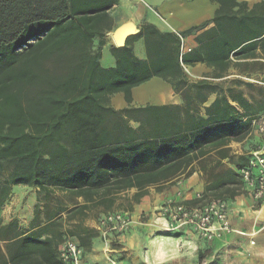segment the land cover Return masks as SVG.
I'll return each instance as SVG.
<instances>
[{
	"label": "trees",
	"instance_id": "16d2710c",
	"mask_svg": "<svg viewBox=\"0 0 264 264\" xmlns=\"http://www.w3.org/2000/svg\"><path fill=\"white\" fill-rule=\"evenodd\" d=\"M118 1L0 0V213L14 185L39 188L45 205L56 191L63 194L54 212L45 208L43 227L40 201L33 219L38 228L20 235L16 220L0 225V240L8 242L6 253L0 246V264H63L57 248L65 234L90 247L97 231L84 219L92 208L110 210L123 200L132 210L147 187L162 190L187 179L196 165L210 182L205 196L238 194V170L221 161L229 158L237 169L246 164V157L230 155L226 139H242L253 119L240 123L246 112L227 95L243 109L247 100L243 92L228 90L201 115L199 106L217 85L190 82L184 68L205 63L220 75L234 59L264 56V0L251 8L239 0H210L219 5L213 26L187 51L177 33L146 23L124 46L111 47L115 66L103 67L109 11ZM139 38L145 40L146 59L133 51ZM155 76L172 84L185 105L134 106L132 89ZM117 93L127 103L122 109L111 104ZM211 143L215 156L203 149ZM197 148L198 155H190ZM225 185L237 186L220 191ZM64 212L76 220L72 229L43 237Z\"/></svg>",
	"mask_w": 264,
	"mask_h": 264
},
{
	"label": "crops",
	"instance_id": "0c3cea01",
	"mask_svg": "<svg viewBox=\"0 0 264 264\" xmlns=\"http://www.w3.org/2000/svg\"><path fill=\"white\" fill-rule=\"evenodd\" d=\"M178 1V6L170 9L168 11V16L170 23L168 26H161L146 9L147 7L143 3L132 2V0H122L118 1L110 11L109 14L112 18V27L106 32L105 45L101 50V65L103 67H113L115 66L116 59L111 52V47L114 45L112 38V32L121 24L127 21H133L139 29L146 24L151 23L156 25L161 31H172L177 34L185 32L192 27L200 26L203 23H207V26L203 29L197 28L194 32L189 34H184V51L190 50L198 46V43L195 40V37L201 33L204 29H207L213 26L211 19L213 18L216 9L218 8L217 2H212L210 0H176ZM248 3V6L251 8L255 3L261 0H239ZM172 2V1H171ZM122 3L125 10L119 12V5ZM160 5L165 6L169 5L167 1H161ZM165 19V18H164ZM166 20V19H165ZM95 44L98 40L94 41ZM132 48L135 55L138 58L146 59L147 51L145 46L144 38H139L132 43ZM108 51L110 56L107 58L108 65L104 66L102 64V59H104L105 52ZM234 64L229 67V69L222 73L217 74V70L213 67H209L205 63H197L194 66H185L184 72L186 77L190 82H197L199 80H208L213 84L217 85L215 92L211 93L208 96V100L200 105V113L204 115V107L210 105L216 97L221 96L223 93H226L228 90H233V93L237 91L243 92L245 99L247 100L246 109L241 108L237 102L233 101L229 95L228 101L231 105L237 107V109L243 113L246 112V116L240 121L243 123L248 119H256L264 114V56H257L255 58H245L235 61ZM133 96V105L134 106H145L150 105H171V106H183L185 105V100L181 93L177 92L172 84L165 81L164 79L155 76L145 83L134 87L132 89ZM112 105L116 109H122L127 106L125 102L123 93H117L111 98ZM239 123V124H240ZM133 126H137L136 123L132 122ZM233 129L236 128V124H233ZM227 147L231 148L230 155H233L236 159L240 156L246 157V163L248 161L249 155L251 152L257 148L260 143V136L258 134L257 128L252 121V124L246 134L242 139L237 140L235 137H228ZM214 148V143L208 144L203 147L208 152L207 156H215L216 150ZM202 149V148H201ZM217 149V148H216ZM199 149H195L190 152V155H198ZM201 157V156H199ZM223 167L235 168V164L229 161V158L223 159L221 161ZM197 166V170L193 175L187 179L181 177L172 185H167L162 190L156 188L155 185L147 187L146 194L143 195L139 202H133V209H127V201L120 200L114 207L112 211L122 210L118 208H124L122 211H127L133 214V217L137 218L139 215L151 212L153 215L151 219L156 217L163 221L158 212V207L165 201L170 199L178 198V193L182 191L183 199H186L189 203H196V195L203 194L205 186L210 182L205 181V177L202 176V171L200 166ZM241 183L238 185V194L230 195L229 193L223 194L221 198L227 200L229 204V217L233 231L230 234H227L222 239H215L211 242L200 239L194 233L188 230L174 231L175 234H181L178 238L171 236H163V246L158 247L156 252L157 255H153L151 252L152 263H161L170 258L168 247L170 245H177L181 242H184V246L187 243H193L194 245H199L200 248H203L206 245H211L215 250L214 252L224 253L226 262H232L233 264H264V199L256 200L253 197L252 192L247 188V186L242 181L241 177L239 178ZM237 185H225L221 188L220 191L226 188H235ZM183 189V190H181ZM185 189V190H184ZM150 190H155L151 191ZM158 190V192L156 191ZM136 189L130 191V195L133 194ZM245 192L247 194H245ZM53 198L55 201H46V205L43 202L44 193L40 191L37 187L27 186V185H14L12 187L9 199L3 205L2 211L0 213V225H8L13 221H17V231L20 235L27 234L33 231L35 228H38V225L33 226L34 212L37 205L40 201V227L45 226L46 217L44 214L45 208L50 209L51 212H54L58 206L59 200L61 198L57 196L59 191L55 192ZM125 195V194H124ZM123 195V196H124ZM205 196V195H204ZM63 198V196H62ZM79 200H82L79 198ZM126 202L127 204L122 207H118L119 203ZM101 208L103 206H100ZM99 207V208H100ZM97 208V207H96ZM104 208V207H103ZM25 210V212H23ZM93 210V208H92ZM84 219L85 226L93 228L97 231L95 237L91 239V245L88 250H85L84 258L86 261L94 264H137L139 259L138 257L134 258L135 251L138 246H140V236L143 235V229H140L145 223L136 222L132 225L131 229L123 234H118L116 232H108L107 236L104 237L102 231L99 230L98 222L100 217L106 214L109 211L101 214L99 218L94 215H91V211ZM105 210V209H104ZM66 213V212H65ZM76 220H69L67 213L64 215L62 213V219L58 222L57 225L50 224L47 228V233L43 237H53L58 232H65L72 229V224ZM76 240V236H71L65 234ZM64 235V236H65ZM63 236V237H64ZM189 239L186 240V239ZM255 241L254 244L251 241ZM187 241V242H186ZM106 242V243H105ZM108 242V243H107ZM8 242L0 240V246L2 247L4 253H6V246ZM60 244V243H59ZM107 245H117L119 249H109V253L105 251L108 250ZM165 244V245H164ZM59 246V245H58ZM106 246V247H105ZM58 249V248H57ZM125 251V259L120 260L119 252L123 253ZM117 253V254H116ZM108 256L115 257V260H107ZM233 254L234 258L230 257ZM137 255V253H136ZM105 257L107 259H105ZM111 261V262H110ZM150 263V262H149ZM226 263V264H227ZM175 264V263H174ZM180 264V263H179ZM220 264V263H219ZM224 264V263H222Z\"/></svg>",
	"mask_w": 264,
	"mask_h": 264
},
{
	"label": "built area",
	"instance_id": "2783aa9c",
	"mask_svg": "<svg viewBox=\"0 0 264 264\" xmlns=\"http://www.w3.org/2000/svg\"><path fill=\"white\" fill-rule=\"evenodd\" d=\"M184 51V37L178 34ZM260 136V143L249 155L247 163L239 169V174L252 192L256 200L264 199V114L253 120ZM203 194H197L195 199L201 200ZM163 227L168 232L188 230L200 239L211 242L222 239L233 231L229 204L226 199L212 197L204 202L189 203L183 199V193L178 198L163 202L158 207ZM133 219L129 212L109 211L100 217L99 230L104 237L108 232L123 234L131 229ZM252 244L255 241H251ZM85 249L82 244L65 235L58 246V257L63 264H94L85 260Z\"/></svg>",
	"mask_w": 264,
	"mask_h": 264
},
{
	"label": "rangeland",
	"instance_id": "374dc122",
	"mask_svg": "<svg viewBox=\"0 0 264 264\" xmlns=\"http://www.w3.org/2000/svg\"><path fill=\"white\" fill-rule=\"evenodd\" d=\"M125 0H122V2H124ZM137 2V3H143L145 4V6L147 7V11L155 17L156 20H158L157 22L161 25V26H168L171 20H169V16H168V11H169V6L170 9H173L174 7H177L178 5V1L176 0H163V1H167L169 2V5H165L162 6L160 5V2L162 0H132V2ZM172 1V2H171ZM121 5H119V12H121V10H125L127 12V8H125L124 6H122L123 4L120 3ZM166 20H165V19ZM115 45V43H114ZM96 47V44H95ZM185 47V46H184ZM110 56V54L108 53V51L105 52L104 54V59H102V64L104 66L108 65V60L107 58ZM112 104V101H111ZM183 190V189H181ZM185 190V189H184ZM151 191H155V190H150ZM158 192V190H156ZM56 194V193H55ZM245 194H247L245 192ZM57 196H59L62 199L63 194L59 191V194H57ZM212 197H207L204 196L202 197L201 200L196 199V202H204L208 199H210ZM44 200V198H43ZM52 201H55V197L52 198ZM44 202V201H43ZM122 202V201H121ZM122 204L126 205V202H122ZM105 208H93V210L91 211V215L96 216L97 218H99L101 216V214L105 213V211H112V210H104ZM118 209H122L124 210V208H118ZM117 210V209H116ZM126 211V210H125ZM23 212H25V210H23ZM66 213L64 212V215ZM131 214V213H130ZM157 214V213H156ZM156 214L154 215V218L151 219V216L153 215L151 212H149L148 214L143 213L141 215H139L137 218L133 217V214H131L132 219H133V225L136 222H140V223H145L143 226H141L140 229H143V235L141 234L140 236V246L137 247L136 251H135V256L134 258L138 257L139 261L137 264H226V258L224 253H220V252H214L215 250L211 247V245H206L203 248H200L199 245H194L193 243H187L185 244V246L183 245L184 242L181 240L180 243H178L177 245H170L168 247V252L170 255V258L167 259L166 261H163L161 263H152L151 260V252L152 250H154L152 253H154L153 255H157L158 253L156 252V250L158 249V247H162L163 246V236H171L174 238H178L181 234H175V233H170L168 231H166L163 227V222L161 220H159L156 217ZM186 240L189 241V239L187 238ZM187 242V241H186ZM106 243V242H105ZM108 243V242H107ZM113 244L111 245H107L108 250H106V253H109V249L111 248ZM165 245V244H164ZM105 246V247H106ZM119 249V246L117 245H113L112 249ZM85 250H88L89 247L84 248ZM125 251L123 253L119 252V258L120 260L125 259L126 255L124 254ZM137 253V255H136ZM117 254V253H116ZM232 258H234L233 254H231ZM112 256V255H111ZM108 256L107 254V258L105 257V259H107L109 261L110 260H115V257H111ZM156 257V256H155ZM111 262V261H110ZM227 264H233L232 262H228ZM248 264V263H247Z\"/></svg>",
	"mask_w": 264,
	"mask_h": 264
},
{
	"label": "water",
	"instance_id": "95a60500",
	"mask_svg": "<svg viewBox=\"0 0 264 264\" xmlns=\"http://www.w3.org/2000/svg\"><path fill=\"white\" fill-rule=\"evenodd\" d=\"M140 29L133 21H127L118 26L112 32V38L117 47H122L126 44L129 36L138 33Z\"/></svg>",
	"mask_w": 264,
	"mask_h": 264
}]
</instances>
